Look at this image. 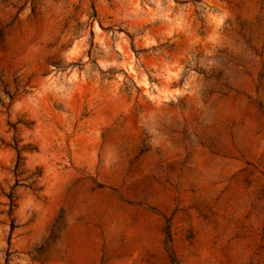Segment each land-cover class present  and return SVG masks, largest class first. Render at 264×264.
<instances>
[{
  "label": "rangeland",
  "instance_id": "374dc122",
  "mask_svg": "<svg viewBox=\"0 0 264 264\" xmlns=\"http://www.w3.org/2000/svg\"><path fill=\"white\" fill-rule=\"evenodd\" d=\"M0 264H264V0H0Z\"/></svg>",
  "mask_w": 264,
  "mask_h": 264
},
{
  "label": "trees",
  "instance_id": "16d2710c",
  "mask_svg": "<svg viewBox=\"0 0 264 264\" xmlns=\"http://www.w3.org/2000/svg\"><path fill=\"white\" fill-rule=\"evenodd\" d=\"M20 158L18 157V162H17V164H16V170L20 167Z\"/></svg>",
  "mask_w": 264,
  "mask_h": 264
}]
</instances>
